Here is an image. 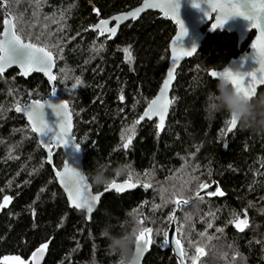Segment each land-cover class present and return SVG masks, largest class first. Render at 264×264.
Returning <instances> with one entry per match:
<instances>
[{
  "label": "trees",
  "instance_id": "obj_1",
  "mask_svg": "<svg viewBox=\"0 0 264 264\" xmlns=\"http://www.w3.org/2000/svg\"><path fill=\"white\" fill-rule=\"evenodd\" d=\"M141 1L40 0L37 6L35 0H19L11 4L9 12L13 19L23 17L26 32H45L40 41L31 42L41 46L59 43V49L50 47L56 59L54 86L70 107L73 134L80 143L92 190L105 188L90 179L99 165L107 166L109 182L124 181L129 171L133 181H144L148 172L153 188L139 186L124 194L106 193L89 220L83 211L70 208L54 174V169L63 165V152L53 153L52 164L48 163L36 135L13 107L16 101L23 105L46 99L51 88L40 73L22 77L17 70H10L0 78V203L4 196L12 197L7 208L0 210V264H6L1 258L7 255L28 260L45 243L48 249L42 264H93L94 260L95 264H117L102 230L107 227L120 235L138 229L141 214L148 217L145 226L154 229L170 230L173 226L175 230L177 224H183L189 239L204 249L200 258L204 264H233L237 252L246 259L241 261L237 256L236 264H264V246L255 243L264 240V131L238 127L228 137L229 146L222 155L225 137L221 130H226L229 114L207 110L208 96L215 92L217 82L207 71L223 68L247 50L253 32L241 46L235 33H207L197 53L176 72L171 92V99H175L163 131L158 132L155 120H145L137 125L131 147L123 150L122 133L140 118L165 77L176 25L159 12L148 11L137 21L122 25L111 39L90 27ZM6 3L0 0V32ZM62 12L64 20H60ZM54 19L59 23H53ZM61 25L65 26L62 32L58 31ZM128 46L133 53L131 65L125 62L122 51ZM77 78L82 83L73 90ZM259 93H264V85L258 88ZM121 94L123 101L119 100ZM118 164L127 166L119 176L113 171ZM192 176L200 179L186 183ZM201 181H216L225 195L205 197L201 202L194 195ZM161 189H167L164 199H172L173 192L192 197L190 205L176 212V222L167 220L174 204L153 210L154 205L163 204ZM250 201L254 207H249ZM245 210L249 228L239 233L229 221L234 213L242 219ZM218 228L224 231L217 232ZM154 240L143 264H179L170 247L160 246L162 231L159 235L154 232ZM183 243L185 251L194 255L195 247ZM184 264L191 262L185 259Z\"/></svg>",
  "mask_w": 264,
  "mask_h": 264
},
{
  "label": "snow or ice",
  "instance_id": "obj_2",
  "mask_svg": "<svg viewBox=\"0 0 264 264\" xmlns=\"http://www.w3.org/2000/svg\"><path fill=\"white\" fill-rule=\"evenodd\" d=\"M37 6L40 4V0H35ZM12 3H19V0H7L5 11L6 15L4 18L3 31L0 32V78L5 74L7 68L16 65L20 68V74L23 76H28L32 72H43L45 76L48 77L49 82H56L57 75L53 73V68L56 66V59L54 58V53L51 48L59 49V43L52 44L49 46L45 42L42 46L38 43L31 42L33 39L40 41L42 37L45 36V32L41 31L38 35H34L32 32L25 30L23 27V17L19 16L13 19L9 9ZM205 3L207 5V10L204 11V16L207 19L211 13H216L215 22H211L210 30L222 29L225 23L230 18L242 17L248 21V26L257 29L259 35L256 38V42H253L251 48L254 50L251 59L255 61L256 65L259 67L253 68L251 71H233L230 68H224L221 70H208L207 75L215 79L219 77L226 78L231 86L238 92L242 93L246 97L255 96L258 93V86L264 85V0H191V6L193 8H200V4ZM146 8H160L164 15L172 19L179 27V35L175 38L172 45V65L168 69L167 78L163 82V87L160 90V94L152 99L145 110L144 114L136 120L131 127L126 128L124 133L121 135V147L123 150H128L133 142V138L136 135L137 125H140L141 121L147 118L152 120L153 116L159 118V122L156 125L158 130L165 128V117L168 115L169 106L174 103V99L168 98V90L172 86V82L175 79V73L177 65L179 64L182 57H191L196 53V46L193 45L190 49H185L180 46L182 38L187 35V29L184 22L180 18L179 0H144L143 7L136 8L134 11H130L126 14H121L119 16L112 17L113 20L117 21L116 27H108L109 20L102 19L100 22L92 27L93 31L99 30L101 36L104 33H109L108 39L115 37L117 34V28L122 21H126L129 18L136 20L137 17ZM97 14H99L97 12ZM37 15V13H34ZM48 17H45L47 20ZM63 12L60 14V20H64ZM53 23H59L57 20H53ZM29 27H34V25H29ZM64 25L58 29L62 32L64 30ZM47 28V24L44 25ZM50 36L51 33L49 32ZM25 37H27L28 42H25ZM75 39V37H73ZM62 51V49H60ZM124 53L125 62L131 65L133 61V53L131 51V46L124 47L122 49ZM243 64V59L241 65ZM63 71V70H62ZM65 79H69L67 74H65ZM82 83L80 78H77L75 83L72 85V89H76ZM57 89L53 86L51 95H55ZM12 92L10 91L9 95ZM31 96V94H29ZM125 99L124 95L119 96V100L123 101ZM15 111L20 113L23 112L28 122L31 126V132L36 133L40 137V143L47 148L48 152V163L52 162L53 149L62 148L67 146L69 143L72 144V148L75 151L80 149V143L72 135V120L71 113L69 110V105L67 101H60L59 103H52L50 100L33 99L30 103L21 104L19 101L13 105ZM45 107L52 110V114L58 118V122H55V131L53 127L45 119ZM226 130L222 129V135L228 137L237 130V120L234 116L229 115L228 119L225 121ZM51 133V135H49ZM46 138V139H45ZM227 140L224 142V147L228 148ZM11 158V157H10ZM43 167V165H41ZM199 166L197 165L196 168ZM231 168V165L229 166ZM195 170V169H194ZM209 177H211V170L208 172ZM56 176L59 178L61 185L64 186L65 191L68 193V198L71 201L72 206L75 209L82 210L86 209L89 216L93 213V205L98 203L102 196L111 190H115L116 193H124L127 189H135L138 186L143 187L145 190L153 188V183L151 182L150 174L148 172L144 173L145 180L141 181L136 179L133 181V174L131 171L128 172L127 179L123 183H117L115 180L107 183L104 188V192L99 195H93L87 198L83 195V190L89 188V183L87 176L77 171L71 167L66 161L64 163L63 171H57ZM119 176V173H117ZM200 178L197 176H192L186 183H191V181H198ZM213 184H216L214 191H205L211 189ZM175 187V186H173ZM183 188V185H182ZM43 191V189H41ZM167 189H161V198L163 204L154 205L153 210L162 209L169 203L174 204L175 207L172 213L167 217L169 222H176V212L181 210L183 206H188L192 202V197H184L183 195L177 196L175 192L172 194V199H164L163 192ZM195 198L204 201L205 197H223L225 193L221 190L219 184L216 181L212 183L201 181L197 185V190L195 192ZM39 199V195L37 196ZM12 202L11 196H4L3 203H0V210L7 208V206ZM147 203V202H145ZM252 202H249V207H254ZM143 207V205H141ZM135 211V210H134ZM264 211V209H261ZM37 211L35 208L32 209V216L35 218ZM211 215V214H210ZM234 219L230 220L231 223L239 233H244L246 229L249 228V219L247 216V211L244 212L243 219L240 218L238 214H233ZM148 221V217L143 214L137 220L139 225L138 229H134L135 241H136V264H140V259L145 253L150 250V247L155 243L154 232L159 235L162 231L163 241L160 244L161 247H168L172 244L175 245V251L177 252L180 262L179 264H184L185 259L189 260L191 264H204L201 261V257L205 255L204 249L195 244L194 241L189 239L188 234L184 232V225L177 224L175 228L176 235L171 236L169 230L167 229H154L153 227L145 226ZM155 221H152L154 223ZM212 224L208 223V228H211ZM224 229L218 228L217 232L222 233ZM204 235V233H200ZM183 241H187L189 245L195 247V254L189 255L185 251V245ZM50 243V241H49ZM255 243L264 246V240H257ZM232 248L233 245H228ZM48 249V243L42 244L35 253H33V261L37 257L42 258L44 252ZM239 256L241 261H245L239 252L233 256V264H236V257ZM4 261L13 260L15 264H25V261L19 256L4 257ZM95 264V260L93 261Z\"/></svg>",
  "mask_w": 264,
  "mask_h": 264
},
{
  "label": "water",
  "instance_id": "obj_3",
  "mask_svg": "<svg viewBox=\"0 0 264 264\" xmlns=\"http://www.w3.org/2000/svg\"><path fill=\"white\" fill-rule=\"evenodd\" d=\"M154 2H156V0H154ZM179 3H180V8H179L180 18L184 22L185 27L187 29V35L182 38V41L180 42V46L184 47L187 50V49H190L193 45H195L196 46V53H197V51L199 50V48L201 46V43L204 40L206 34L207 33H213V32H215L217 30L227 31L229 33H235L236 36H237V39H238V45L241 46V44L249 37L250 33L253 32V37L251 38V40H250V42H249V44L247 46V50L241 52L236 58H233V59L229 60L223 68L217 69V70H221L222 71L224 68L228 67L230 69H235V70H240V71H251L253 68L259 67L258 65H256L255 61L251 59L252 54H254V50L251 48V45H252L253 42H256V38L259 35V32H258L257 29H253V28L249 27L247 20H245L242 17L230 18L225 23V25L223 26L222 29L210 30L211 22H215L216 13H211L210 16L206 19L205 16H204V11L207 10V5L205 3H201L199 9L193 8L191 6V0H179ZM143 4H144V0H142L140 2V4H138L136 7L132 8V9H130L128 11L116 13V14L108 17V18H102V19L109 20V24H108L109 28L116 27L117 26V21L113 20L112 17L119 16L121 14H126V13H128L130 11H134L136 8L143 7ZM148 11L159 12L162 17H166V18L170 19L169 17L164 15V12H162L160 10V8H146L142 13H140V15L137 17L136 20H132L131 18H129L126 21H122L120 23L119 27L117 28V32H118L119 28L122 25H124L125 23L130 22V21H134V22L137 21L143 14H145ZM102 19H100V20H102ZM100 20H98L92 26L98 24L100 22ZM170 20L176 25V32H175V35L172 37V39L170 40V43H169V48H168L169 49V59H168V66H167V69H166L165 77H164V79H163V81H162L157 93L155 94V96L152 99H155L160 94V90L163 87V82L167 78L168 69L172 65V45H173V41L179 35V27H178V25L172 19H170ZM3 26H4V22H3ZM205 27H207V29H206L205 32H203L202 30ZM90 30L93 31L92 27H90ZM2 31H3V28H2ZM93 32H98L99 33V30H96V31H93ZM104 36H107V38H108L109 33H104ZM196 53H194L193 56ZM193 56H191V57H182V59L180 60L179 64L177 65L176 72H177V70L180 68V66L182 65V63L186 59H190ZM242 59H243V64L241 65ZM10 70H17L18 74L20 76H22V77H28V76H30L32 74H35V73L42 74L43 77L48 82V84H49V86L51 88V93H52V88L54 86V82H49L48 77L45 76L43 72H32L28 76H23V75L20 74V71H21L20 68L18 66H16V65H13V66L7 68L5 73L10 71ZM54 70H55V67L52 70L53 73H54ZM212 70H214V69H212ZM175 81H176V73H175V79L172 82V86L168 90V98L169 99H171V92H172L173 85H174ZM261 86H263V85L258 86V88L261 87ZM51 93L44 100H50L52 103H59L60 101H65L57 93H55V95H51ZM149 103H148V105H149ZM148 105L145 108V110L148 108ZM69 110H70V107H69ZM145 110L143 111L142 115L144 114ZM169 110H170V106H169ZM44 111H45V119H46V121L50 124V126L53 127V130L55 131V122H58V118L52 114V110L50 108L45 107ZM16 113H18V112H16ZM70 113H71V110H70ZM18 114L22 115L23 118L26 120V122L29 124L28 119H27L26 115L23 112H20ZM168 115H169V112H168ZM168 115L165 117V124H166V120L168 118ZM71 120H72V135L74 136V134H73V131H74V120H73L72 113H71ZM145 120H147V121H154L155 120L157 124L159 122V118L156 117V116H153L152 120H148L147 118H145ZM145 120H143V121H145ZM143 121H141V123ZM29 126H30V124H29ZM162 131H163V129L162 130H158L159 133H161ZM34 134L36 135L39 144L44 149V151L46 153V156H47V161H48L47 148L44 147L40 143V137L36 133H34ZM49 135H51V133ZM229 136H230V134H229ZM228 137H225L224 142H225V140H228ZM225 149L226 148L224 147V144H223L222 155L224 154ZM58 150H61L63 152L64 160H63V165H62V167L59 170L58 169H54L56 182H57L58 186L61 188V190L64 192V194L66 196V199L68 201L69 207L72 208V209H75L72 206L71 201L68 198V193L65 191L64 186L61 185L59 178L56 176V172L57 171H63L64 163L66 161L71 167H73L77 171L81 172L82 174H85V172H84V164H83V154H82L81 148L78 151L73 150L71 143H69L67 146L62 147V148H54L52 151H53V153H55ZM52 159H53V156H52ZM51 164H52V162H51ZM88 183H89V188L83 190V195L85 197L90 198L93 195H99L100 193L104 192V190H102L100 192H94L92 190V187H91L89 181H88ZM117 183H123V181H120V182H117ZM131 190H134V189H127L124 193L129 192ZM214 190H215V185H213L211 189H208V190H205V191H214ZM112 191L115 192V190H111L109 192H112ZM109 192H106V193H109ZM124 193H119V194H124ZM99 203H100V201L98 203L94 204L95 206L93 207V213L97 210V208L99 206ZM76 210H78V209H76ZM78 211H83L85 213L86 218L89 216V214L87 213L86 209H82V210H78ZM92 214H90V216H92ZM87 220H89V219L87 218ZM169 232H170L171 236H175L176 235L173 226L170 228ZM168 247H170L174 257L176 258V260L179 263L180 262V258L178 256L177 252L174 250L175 249V245L172 244V245H170ZM150 249H151V247H150ZM36 251H37V249L33 253H35ZM149 251L147 253H145L143 255V257L140 259V264H143V261H144L145 257L147 256V254L149 253ZM33 253L31 255V257H30L31 264H42L43 261H44L45 255H46V251L44 252L42 258L37 257L35 261H33Z\"/></svg>",
  "mask_w": 264,
  "mask_h": 264
},
{
  "label": "clouds",
  "instance_id": "obj_4",
  "mask_svg": "<svg viewBox=\"0 0 264 264\" xmlns=\"http://www.w3.org/2000/svg\"><path fill=\"white\" fill-rule=\"evenodd\" d=\"M207 110L211 114L223 111L234 116L242 131H264V93L246 97L238 93L224 77L217 79L215 92L209 94ZM106 170V165H99L90 177L92 183L97 186L106 185L109 182V177L105 174ZM113 171L116 174H124L127 166L118 164ZM102 236L108 241L109 252L117 257V264H136L134 229L114 235L106 227L102 230Z\"/></svg>",
  "mask_w": 264,
  "mask_h": 264
},
{
  "label": "rangeland",
  "instance_id": "obj_5",
  "mask_svg": "<svg viewBox=\"0 0 264 264\" xmlns=\"http://www.w3.org/2000/svg\"><path fill=\"white\" fill-rule=\"evenodd\" d=\"M4 257H13V255H7V256H4ZM4 257L1 258V262H4L6 264H15V261H13V260L4 261V259H3ZM24 261H25V264H31L30 258L28 260H24Z\"/></svg>",
  "mask_w": 264,
  "mask_h": 264
}]
</instances>
